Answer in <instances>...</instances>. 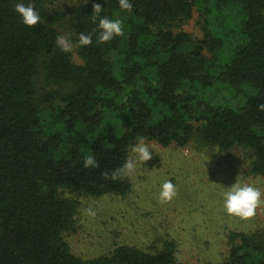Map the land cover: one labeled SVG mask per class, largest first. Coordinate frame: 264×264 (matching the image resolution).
<instances>
[{
	"label": "trees",
	"instance_id": "trees-1",
	"mask_svg": "<svg viewBox=\"0 0 264 264\" xmlns=\"http://www.w3.org/2000/svg\"><path fill=\"white\" fill-rule=\"evenodd\" d=\"M0 0V264H183L175 244L157 252L120 245L93 259L75 255L65 234L76 230L79 201L64 193L125 196L129 176L106 180L140 137L162 146L192 139L253 154L250 172L264 177V0H210L224 15L240 4L246 17L207 29L202 38L182 26L208 0H87L69 19L56 10L28 27ZM119 19L124 35L98 44V20ZM227 17L230 13L227 12ZM67 20L83 63L56 45L55 24ZM80 33L91 34L79 46ZM210 53V55L207 54ZM92 155L99 168H85ZM219 264H264V230L232 231Z\"/></svg>",
	"mask_w": 264,
	"mask_h": 264
},
{
	"label": "rangeland",
	"instance_id": "rangeland-1",
	"mask_svg": "<svg viewBox=\"0 0 264 264\" xmlns=\"http://www.w3.org/2000/svg\"><path fill=\"white\" fill-rule=\"evenodd\" d=\"M83 1L86 0H44L43 14L48 16L60 10L69 19L73 9ZM20 3L33 5L32 0ZM227 12L226 19L233 21L229 28L237 29L246 17L242 6L232 4ZM224 15L210 0L197 2L191 19L176 29L202 38L207 29L223 26ZM68 25L64 19L55 27L73 43V50L69 52L73 61L83 63ZM145 142L154 146L157 153L150 149L153 159L144 165L137 162L134 173L129 176L132 187L127 195L95 197L64 193L79 201L76 230L64 235L75 255L93 259L111 253L120 245L154 253L166 241H171L175 244L176 259L183 264H219L228 255L232 231L264 230V206L250 220L229 216L223 208V193L237 178L241 184L254 185L264 192V177L250 172L254 158L249 149L222 150L197 139L183 147L176 144L165 147L152 140ZM130 158L135 159L131 150ZM165 180L176 185L178 195L170 203L161 204L158 196ZM89 206L96 212L94 218L84 212Z\"/></svg>",
	"mask_w": 264,
	"mask_h": 264
},
{
	"label": "clouds",
	"instance_id": "clouds-1",
	"mask_svg": "<svg viewBox=\"0 0 264 264\" xmlns=\"http://www.w3.org/2000/svg\"><path fill=\"white\" fill-rule=\"evenodd\" d=\"M87 3V0H86ZM119 7L121 10L130 12L133 8L130 0H119ZM104 10L101 4L95 3L93 5L92 20L95 23L98 20L99 35L97 39L98 44L110 42L116 36H123V24L119 19H109L107 16L101 17V12ZM15 11L22 18V22L28 27H35L41 22V14L32 4L25 5L24 3H17ZM79 46H90L92 41L91 34L80 33ZM56 45L62 52L68 53L73 50V43L66 35H58L56 37ZM259 109L264 111V103L258 105ZM154 146H150L145 142L143 137L139 138L138 143L131 147V152L135 154V159L127 158L124 164L112 172L105 171L102 176L108 180L113 181L122 180L130 176L136 169L137 162L145 164V162L153 159ZM156 152V150H155ZM157 153V152H156ZM85 168H99L100 165L92 155L84 157ZM178 195L176 185L171 180H165L161 185V190L158 196V202L161 204L170 203ZM223 208L229 216H235L241 220H250L257 214V210L264 206V192L258 187L251 184H241L237 178L236 182L228 187L223 193ZM89 217H95L96 212L91 206L84 210Z\"/></svg>",
	"mask_w": 264,
	"mask_h": 264
}]
</instances>
